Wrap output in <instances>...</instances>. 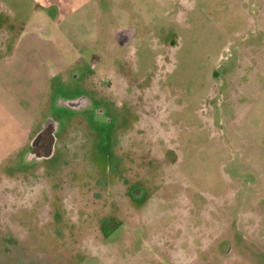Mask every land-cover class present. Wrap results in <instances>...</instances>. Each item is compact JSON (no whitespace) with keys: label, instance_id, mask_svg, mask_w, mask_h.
I'll list each match as a JSON object with an SVG mask.
<instances>
[{"label":"rangeland","instance_id":"rangeland-1","mask_svg":"<svg viewBox=\"0 0 264 264\" xmlns=\"http://www.w3.org/2000/svg\"><path fill=\"white\" fill-rule=\"evenodd\" d=\"M74 4L0 0V137L26 60L67 63L52 157L0 161V264H264V0ZM83 92L102 116L66 103Z\"/></svg>","mask_w":264,"mask_h":264},{"label":"crops","instance_id":"crops-1","mask_svg":"<svg viewBox=\"0 0 264 264\" xmlns=\"http://www.w3.org/2000/svg\"><path fill=\"white\" fill-rule=\"evenodd\" d=\"M40 2L47 10H50L52 7L56 8V10L60 12L59 15L71 14L75 9L74 0L68 1V3L65 0H40ZM34 33H32L33 36H39L34 35ZM26 36L28 37V35H25L16 42L15 51L12 55L13 58L17 57L21 49L25 47L24 42L26 40ZM28 48L31 47L28 46ZM53 48V51L46 48V46L41 49L40 51L44 55L39 62H36V65L33 64L32 60H26L25 66L32 68L35 67V76L33 75L34 79L32 82L31 80H20V84L24 85L21 93L27 96V100L20 103L22 105L19 112L20 114H17V116L14 114L10 115L12 119H15L18 126L22 127L20 130L21 136H19L18 140L16 139L17 136H15L14 133L6 134V136L0 137V149H6V151L0 153V161L9 160L24 151L29 152L31 147L35 144L34 140L40 133L44 120L43 116L45 113L47 96L50 95L49 92L53 87V79L57 76L60 70L67 68V63L65 62V59L61 58V52L59 49L57 47ZM22 119L23 121H21ZM55 148L56 140L54 143V149Z\"/></svg>","mask_w":264,"mask_h":264},{"label":"flooded vegetation","instance_id":"flooded-vegetation-1","mask_svg":"<svg viewBox=\"0 0 264 264\" xmlns=\"http://www.w3.org/2000/svg\"><path fill=\"white\" fill-rule=\"evenodd\" d=\"M137 30L138 28L135 25L115 27L113 30V36L117 44L120 46H128L131 45L135 39ZM89 96L90 95L84 92L79 93L76 94L73 99L67 100L66 103L77 111L92 107L94 114L99 118L102 116V114H104V112H106V110L103 107H97L93 105V100ZM40 133L41 137L28 152V157L30 158L32 156L43 158L47 152V148L50 145L51 140L54 139L57 142V123L53 119H48L41 127Z\"/></svg>","mask_w":264,"mask_h":264},{"label":"water","instance_id":"water-1","mask_svg":"<svg viewBox=\"0 0 264 264\" xmlns=\"http://www.w3.org/2000/svg\"><path fill=\"white\" fill-rule=\"evenodd\" d=\"M40 137H41V133H39V134L36 136V138H35V140H34V143H36V142L39 140ZM54 143H55V140L52 139L50 145H49L48 148H47V152H46V154H45V157H50V156L52 155V153H53V151H54Z\"/></svg>","mask_w":264,"mask_h":264}]
</instances>
